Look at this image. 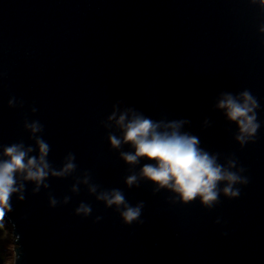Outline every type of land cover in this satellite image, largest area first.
<instances>
[{
	"label": "water",
	"instance_id": "water-1",
	"mask_svg": "<svg viewBox=\"0 0 264 264\" xmlns=\"http://www.w3.org/2000/svg\"><path fill=\"white\" fill-rule=\"evenodd\" d=\"M245 90L259 127L241 142L218 101ZM121 113L183 121L239 195L220 181L209 206L142 176L154 161L110 142ZM39 140L48 175L17 174L0 218L13 264H264V0H0V158Z\"/></svg>",
	"mask_w": 264,
	"mask_h": 264
},
{
	"label": "clouds",
	"instance_id": "clouds-1",
	"mask_svg": "<svg viewBox=\"0 0 264 264\" xmlns=\"http://www.w3.org/2000/svg\"><path fill=\"white\" fill-rule=\"evenodd\" d=\"M218 106L225 109L227 117L237 123L240 132L237 139L241 142L251 138L259 127L254 111L258 103L248 91L241 92L239 98L224 93L223 98L218 101ZM116 122L122 129V135L111 136V144L119 146L122 142L130 143L133 151L121 153L127 162L136 163L140 157L154 161L144 164L140 174L156 183L158 187L172 189L184 201L199 196L201 201L209 206L217 199V185L220 181H226L222 189L225 194L239 195V189L234 188L233 184L244 181L245 178L218 164L214 155L198 146L197 137L181 132L183 121L162 125L140 114L127 116L126 113H121ZM30 127L33 131L39 129L36 123ZM38 150L39 156L36 157L28 156L30 149H25L21 144H10L3 148L2 155L6 158H0V218L11 207L10 194L18 190L15 180L17 174L23 173L26 179L35 180L37 183L48 175V164L45 160L47 143L39 140ZM73 167L69 160L57 174H63V171ZM135 180V175L127 177L129 184ZM107 202L119 205L123 203V196L114 190ZM77 211L87 213L90 209L81 205ZM139 212V206L125 207L122 215L126 222H131Z\"/></svg>",
	"mask_w": 264,
	"mask_h": 264
},
{
	"label": "trees",
	"instance_id": "trees-1",
	"mask_svg": "<svg viewBox=\"0 0 264 264\" xmlns=\"http://www.w3.org/2000/svg\"><path fill=\"white\" fill-rule=\"evenodd\" d=\"M0 264H13L12 241L8 237L9 231L5 227V223L0 220Z\"/></svg>",
	"mask_w": 264,
	"mask_h": 264
},
{
	"label": "rangeland",
	"instance_id": "rangeland-1",
	"mask_svg": "<svg viewBox=\"0 0 264 264\" xmlns=\"http://www.w3.org/2000/svg\"><path fill=\"white\" fill-rule=\"evenodd\" d=\"M0 220H2L4 223H5V227H6V229L9 231V233H8V237L10 238V240L12 241V252H13V257H14V251H13V246H14V244H13V239H12V235H11V229H10V226L8 225V223L6 222V220H3V219H0Z\"/></svg>",
	"mask_w": 264,
	"mask_h": 264
}]
</instances>
